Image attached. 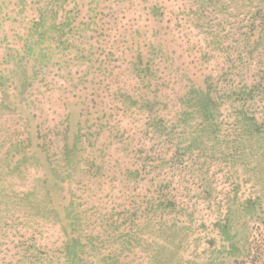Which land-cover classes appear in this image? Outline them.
<instances>
[{
	"label": "rangeland",
	"instance_id": "374dc122",
	"mask_svg": "<svg viewBox=\"0 0 264 264\" xmlns=\"http://www.w3.org/2000/svg\"><path fill=\"white\" fill-rule=\"evenodd\" d=\"M44 1L0 0V177L8 168L5 192L50 197L43 209L0 194V264H18L28 245L60 260L70 200L100 234L101 257L120 254L121 209L154 178L174 210L133 261L264 264V141L253 133L264 124V0H66L53 20L71 27H49L52 38L25 51L32 24L52 23L40 21ZM206 91L220 106L202 127ZM65 147L101 167L53 184ZM135 159L137 177L124 172ZM105 211L109 229L96 219Z\"/></svg>",
	"mask_w": 264,
	"mask_h": 264
},
{
	"label": "trees",
	"instance_id": "16d2710c",
	"mask_svg": "<svg viewBox=\"0 0 264 264\" xmlns=\"http://www.w3.org/2000/svg\"><path fill=\"white\" fill-rule=\"evenodd\" d=\"M64 2H66V0H45L44 3L37 7L36 10L40 13V21L42 20V22H46L51 19L52 25H46L49 23H33L30 27V30H28L27 34L25 35L24 48L22 47L23 50H32L36 44L48 40L51 37L50 33L48 32L49 27L53 29H57V27H59L60 30L64 26L66 28L71 27L72 23L69 22L70 20H67L65 23L63 21L59 26L55 25V20H53L58 8H60L61 4ZM65 12L66 14L64 17H66V15L69 17L71 12L66 10ZM200 93L201 96H197V99L201 100L200 105H198V109L202 116V127H205V125L209 126V124H212V122L209 121L214 120L215 112L220 105L215 102V97L211 96L209 91H206L205 94L202 92ZM145 101L150 103V100L145 99ZM253 125L256 128L253 133L258 134V139L256 141H264V124L261 127L257 126L256 123ZM242 141L248 140L243 139ZM67 150L69 149L65 147L64 159L59 161L57 160L58 171L61 173V175H63V181L61 178L57 182L54 181L53 184L59 183L60 186H66L68 188L71 182H75V177L77 174L90 175L91 171L97 170L99 167H101V164L97 163V158L93 154H89L86 157H81L79 159H72L70 154L66 156ZM156 161H159L158 166H162V161L166 162L168 160L166 159V155L158 154ZM134 163L135 165H132L134 166L133 168H125L124 172L131 173L133 176L137 177L141 173V169L137 164V159H135ZM54 168L55 170L57 169V164H55ZM6 170L7 172H5L2 177H0V194H2V197H8L11 199L14 198V200L11 201L12 203L26 202L30 208L40 206L44 209L48 198H50L48 196L49 191L41 193V191L37 190L36 188H31L26 191H20L18 194L5 192L4 189L7 190V188L10 186L6 177L8 175V168ZM149 170L152 171L151 165H149ZM10 171H12V169H10ZM153 175H155V173H153ZM69 179H71V181H69ZM45 181L46 179H44V182ZM150 186H152V190L149 189V193L145 194L142 200L138 202L133 201L121 209L124 212V219L127 222L129 221L124 227L125 231H123V233H119L118 235V237L121 239L126 237L122 245V252H126V250L128 251V253H126L124 256L126 258L128 257L127 260H120V254H122V252H120L118 255L116 254L111 259H108L109 257H101V252L98 249V242L102 240L100 234L86 232V221L88 220L85 216L86 211L81 209L77 210L79 205L74 206V201L70 200L67 205H64L61 208V215L58 217L60 218L59 223L61 225V229L66 235V239L62 244L63 252L61 251V259L59 260L60 257L52 254H48V256L45 258H40L37 247L35 245H28L26 246L27 248L23 249L22 253L18 257V264H79V262L84 260L87 253H90V259L88 261L90 264H107L111 262V260L112 264L114 262H116V264H139L136 260L133 261V257L137 255L135 248L139 243H141L143 236H146L149 231L156 229L158 231L163 230L164 227L162 226L164 225L163 222L165 221L163 218L164 213L168 208H173L174 210L175 206V202L168 198H172L173 195H170L167 189L165 190L164 180H155L154 178L150 180ZM69 195L70 197L74 196L73 193H69ZM135 198H137V196H135ZM105 214L106 211L103 213L99 212V214L96 216V219L98 220L100 226L109 229L115 221L109 223L107 222V219L112 218L111 214L113 213H109L107 216ZM168 223H170V226H173L174 219H171V221H168ZM95 226L96 225H94V227ZM148 246L150 248L153 247L152 244H149Z\"/></svg>",
	"mask_w": 264,
	"mask_h": 264
}]
</instances>
